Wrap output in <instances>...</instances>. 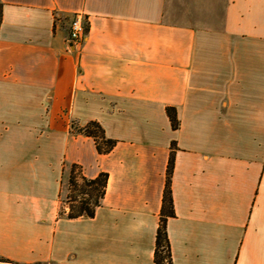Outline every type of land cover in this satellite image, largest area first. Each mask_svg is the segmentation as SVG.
<instances>
[{"label":"crops","instance_id":"0c3cea01","mask_svg":"<svg viewBox=\"0 0 264 264\" xmlns=\"http://www.w3.org/2000/svg\"><path fill=\"white\" fill-rule=\"evenodd\" d=\"M1 7L0 264H155L173 142V263L264 264V0ZM72 164L108 173L94 218L60 215Z\"/></svg>","mask_w":264,"mask_h":264},{"label":"trees","instance_id":"16d2710c","mask_svg":"<svg viewBox=\"0 0 264 264\" xmlns=\"http://www.w3.org/2000/svg\"><path fill=\"white\" fill-rule=\"evenodd\" d=\"M1 19L2 7L0 0V24ZM166 112L171 121L172 128L177 130L179 128V120L176 109L174 107H167ZM73 131L77 134L92 137L96 143L98 152L103 155L111 153L118 143L117 140L110 139L106 136L102 125L97 121L89 122L83 127L77 126ZM175 153L176 145L173 142L166 170V182L162 198V207L159 214L160 220L155 238V264H174L167 224L170 218L176 216L172 190ZM108 178V173L102 172L96 178L89 179L83 174L81 166L72 164L70 166L68 194L66 195V199L63 200L64 206L60 209V215L67 216L71 219L80 217L94 218L98 207L101 206L106 195ZM0 263L10 262L0 259Z\"/></svg>","mask_w":264,"mask_h":264},{"label":"built area","instance_id":"2783aa9c","mask_svg":"<svg viewBox=\"0 0 264 264\" xmlns=\"http://www.w3.org/2000/svg\"><path fill=\"white\" fill-rule=\"evenodd\" d=\"M89 32V21L83 13L75 14L70 23V40L74 43L76 48L82 49Z\"/></svg>","mask_w":264,"mask_h":264},{"label":"rangeland","instance_id":"374dc122","mask_svg":"<svg viewBox=\"0 0 264 264\" xmlns=\"http://www.w3.org/2000/svg\"><path fill=\"white\" fill-rule=\"evenodd\" d=\"M68 194V184H66L64 186V190H63V195H64V200L66 199V195Z\"/></svg>","mask_w":264,"mask_h":264}]
</instances>
